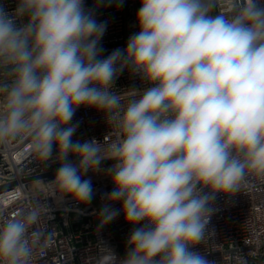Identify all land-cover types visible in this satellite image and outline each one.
Wrapping results in <instances>:
<instances>
[{"label": "clouds", "instance_id": "obj_1", "mask_svg": "<svg viewBox=\"0 0 264 264\" xmlns=\"http://www.w3.org/2000/svg\"><path fill=\"white\" fill-rule=\"evenodd\" d=\"M218 2L140 0L138 31L103 58L107 24L84 0L0 4V145L27 141L58 163L49 183L80 214L94 197L82 177H110L99 227L123 213L133 230L125 255L104 245L98 264H212L195 250L213 235L212 203L264 176V0ZM125 70L144 87L116 90ZM80 107L103 114L110 142L72 140ZM40 217L34 207L0 224V264H33L51 239Z\"/></svg>", "mask_w": 264, "mask_h": 264}, {"label": "built area", "instance_id": "obj_2", "mask_svg": "<svg viewBox=\"0 0 264 264\" xmlns=\"http://www.w3.org/2000/svg\"><path fill=\"white\" fill-rule=\"evenodd\" d=\"M7 11H14L17 0H0ZM86 9L93 11L97 22H106L107 28L100 41L106 57L113 50L126 46L130 35L138 31L136 14L140 0H84ZM217 12H230L226 0L218 2ZM116 90L142 88L138 77L130 76L125 70L114 85ZM72 124L78 125L72 140L81 143L95 138L105 143L114 137L104 121L103 114L95 109L80 107ZM55 155V151L53 153ZM69 159L74 163L72 156ZM111 164L101 166L107 169ZM58 163H42L29 150V142H12L0 145V186L14 183L0 191V224L18 218L28 210L39 207L41 217L34 228L51 236L35 246L33 264H98L106 255L105 246L118 257L125 255L126 242L133 225L124 220L120 213L113 224L117 235L109 224L99 227L96 214L102 204L104 193L113 188L110 177L104 171L89 172L82 179L91 178L94 197L87 206L80 205L82 214L70 199L59 201V192L51 182L55 177L26 180L57 170ZM26 180V181H25ZM207 191V190H205ZM96 199V200H95ZM214 209L208 229L213 235L205 243L196 246V251L207 256L212 264H264V176L249 175L239 190L231 197L217 195L212 203ZM120 209L121 204L112 206ZM140 225H137L139 227ZM43 246V247H42Z\"/></svg>", "mask_w": 264, "mask_h": 264}, {"label": "water", "instance_id": "obj_3", "mask_svg": "<svg viewBox=\"0 0 264 264\" xmlns=\"http://www.w3.org/2000/svg\"><path fill=\"white\" fill-rule=\"evenodd\" d=\"M72 158H73V160H74V163H77L78 161H77V159H76V157H74V156H72ZM111 163H114L113 161H110V160H106V161H103L102 162V165L101 166H103V165H107V164H111ZM55 174H56V170L55 171H51V172H48V173H44V174H42V175H37V176H34V177H31V178H28V179H26V180H34V179H39V178H51V177H55ZM25 180V181H26ZM14 183H8V184H6V185H4V186H0V191H2V190H4V189H7V188H9V187H11L12 185H13ZM96 200V199H95ZM96 202H97V204L100 206V208H101V205H100V203L96 200ZM109 224V226L113 229V231H114V233L117 235V229H116V227H115V225L113 224V222L111 221L110 223H108Z\"/></svg>", "mask_w": 264, "mask_h": 264}]
</instances>
